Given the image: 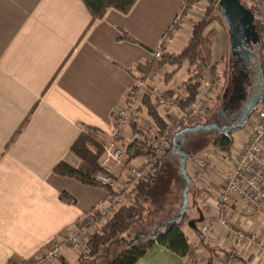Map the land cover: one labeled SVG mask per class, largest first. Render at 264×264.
Wrapping results in <instances>:
<instances>
[{
	"label": "crops",
	"instance_id": "crops-1",
	"mask_svg": "<svg viewBox=\"0 0 264 264\" xmlns=\"http://www.w3.org/2000/svg\"><path fill=\"white\" fill-rule=\"evenodd\" d=\"M185 3L138 0L128 14L109 9L93 22L82 0H0V264H25L43 256L55 248L61 233L104 206L106 188L59 176L55 168L62 162L80 165L71 149L84 127L96 128L109 143L122 146L113 115L133 88L140 87L151 98L155 89L166 95L183 91L188 66L166 72L162 68L170 64L155 54H178L191 39L193 25L201 17L197 9L204 3L188 14ZM210 30L216 33L213 64H219L225 57L215 62L214 51L230 45L228 30L219 23ZM124 33L135 42L124 40ZM180 69L186 76L169 86ZM178 111L166 110L167 118L159 111L168 129ZM137 124L143 132L154 127L145 130ZM125 134L128 141L136 138L131 126ZM135 160L124 159L125 167H133ZM123 170L117 179L123 178ZM211 175L208 180L214 189L221 186L222 175L214 171ZM194 180L192 185L201 189L199 180ZM63 194L74 201L63 200ZM210 202L202 206L203 223L209 214H216V203ZM228 212L249 233L244 249L236 251L229 231L218 224L205 235L188 225L185 233L195 258L155 244L136 264H264V212H247L238 205ZM143 235L134 233L131 240L126 236L125 247ZM114 247L108 249L107 259L114 256ZM85 255L86 246L78 252L61 248L65 264H88Z\"/></svg>",
	"mask_w": 264,
	"mask_h": 264
},
{
	"label": "trees",
	"instance_id": "trees-1",
	"mask_svg": "<svg viewBox=\"0 0 264 264\" xmlns=\"http://www.w3.org/2000/svg\"><path fill=\"white\" fill-rule=\"evenodd\" d=\"M82 1L90 11L92 21L95 22L102 19L109 9H115L123 14H128L138 0ZM198 1L199 0H186L185 4L187 8H189V6H193ZM205 1L208 3L205 16L202 20L193 25L191 39L188 41L184 49L178 54L164 52L161 58L163 64H170L179 68L187 65L189 68V79L187 80L183 91L180 92L186 97V99L180 104V109L183 112L193 106L199 97L201 88L206 79V70H209L214 74L215 70L226 62L224 60L219 64H213V46L216 33L214 30L209 31L214 23H219L225 26L224 19L218 7L220 0ZM257 29L260 36H262L264 28L257 25ZM122 38L126 41L135 42V40L127 33H124ZM257 53L263 63L264 55L262 44ZM141 71L143 72L144 70L141 69ZM148 71L149 69L146 70V72ZM256 72L257 68L253 60L246 65V69L242 67L235 70L233 69V74H230V79L224 89V95L220 98V105L216 113L212 116V124L215 123L220 127H223L232 125L237 120L257 86L259 77ZM165 96L171 97L173 94L169 93L168 95L165 94ZM141 106H144L147 109L148 115L154 123V127L152 132H143L138 130L137 123L139 116L133 119L131 127L136 138L123 143L125 145V159L127 158L128 162L140 157L154 156L156 139L165 134L168 128L166 121L162 118L156 106L153 105L149 95L144 96L140 107L138 108L139 111H141ZM211 111L212 110L210 109L205 120L209 118ZM191 135L192 134H187L184 139L181 136L177 139V143H183L182 149L185 153L189 154V159L197 155L200 151L198 148L192 147L191 144H185L187 138ZM206 135L208 134H203L202 136ZM214 138L215 139L211 142L212 146L224 154L231 153V150L235 145L234 133L218 134L217 132H214ZM108 143L107 137L98 129L84 127L80 137L71 149V151L81 160L80 165L74 167L67 162H62L55 168V173L62 177L75 179L84 185L102 187L97 180V176L102 171L101 161L105 155ZM175 150L176 148L173 149L172 142L169 155L165 159L157 160L155 162L153 178L139 184L134 192L132 203L121 207L102 230L92 235L87 243L85 255V257L89 259L88 264H136L155 244L162 245L180 256L188 257L190 259L194 258L195 251L192 249V245L189 242L183 227L186 221H190L187 220V216L181 222L171 223L165 230L158 232L155 238H150L148 235L159 229V225L158 228L150 234L141 236L135 244L130 247L126 246L118 252V255L115 258L107 259L108 249H111L112 246L118 247L124 243L123 238H125L138 224L145 220L146 215L149 212V203L153 200L159 205L160 201H163L164 196L167 195V190L162 191L163 177H161V174L166 170L167 173L169 172L170 174L172 173L171 175H174V171L171 170V167L168 166L167 168L164 162L166 159H169L170 157L172 158L173 155H176L174 159L178 162L179 155ZM178 164H180V159ZM180 177L181 178H178L176 181L177 183L183 180L181 175ZM170 182L171 180L169 181V185ZM183 183L185 184L184 180ZM194 192L192 201H189V206L191 202V207L194 208L196 212H203L202 208L199 206V200L203 191L198 187ZM191 195L190 190L189 196ZM62 198L67 202L74 201L70 196L65 194L62 195ZM199 218L200 215L196 220ZM199 224L200 223H197L198 228ZM200 233L203 235L201 230ZM142 238L147 239L142 240Z\"/></svg>",
	"mask_w": 264,
	"mask_h": 264
},
{
	"label": "built area",
	"instance_id": "built-area-1",
	"mask_svg": "<svg viewBox=\"0 0 264 264\" xmlns=\"http://www.w3.org/2000/svg\"><path fill=\"white\" fill-rule=\"evenodd\" d=\"M252 10L257 25L264 24V0H240ZM264 50V36H261ZM160 51L155 54L156 59H161ZM264 70V63H263ZM220 86L217 82L208 85L204 82L200 95L195 104L185 112L180 109V104L186 99L185 95L178 93L171 97L160 94L157 106L181 110L178 121L168 129L165 134L156 139L154 156H147L146 161L139 167H125V148L116 143H110L101 161V173L97 176L98 182L108 192L104 206L87 215L78 226L67 229L61 233L55 248L47 251L43 256L25 264H65L61 260V248L66 247L73 251H80L93 234L102 230L112 219L114 214L123 206L130 205L134 192L143 181H149L154 176L155 162L163 160L171 151L174 135L189 127L202 124L210 110V105L215 98V91ZM144 98L140 87L133 88L124 106L117 108L113 120L116 127V137L124 143L128 142L125 128L130 127L133 119L140 116L138 108ZM251 118L253 120L251 121ZM247 125L251 126L248 138L242 143L240 149L230 154L214 151L219 160L215 165L211 163L209 155L191 157L190 161L197 167L199 180L204 186L200 201L208 206L211 200L216 203V214H209L206 221L199 225L205 235L211 231L215 224L229 231V240L233 248L242 250L249 242V233L240 223L229 217V209L238 205L247 212L261 214L264 212V103L257 105ZM235 146V145H234ZM207 156V157H205ZM201 157V158H200ZM195 167V168H196ZM123 170V178L117 179V172ZM215 169V170H214ZM210 170L222 175V184L215 188L210 180L205 178L204 171ZM209 181V182H208Z\"/></svg>",
	"mask_w": 264,
	"mask_h": 264
},
{
	"label": "rangeland",
	"instance_id": "rangeland-1",
	"mask_svg": "<svg viewBox=\"0 0 264 264\" xmlns=\"http://www.w3.org/2000/svg\"><path fill=\"white\" fill-rule=\"evenodd\" d=\"M201 1H203L204 5H201L202 7L200 10L198 7V9H197L198 12H196V14L198 13V15L201 14V17L198 18L199 21L202 20V18H204V16H205L208 3L205 0H199L198 2H196L193 5V6H195L196 4H198ZM193 6H189V8H187L188 10L187 9L185 10V13L186 14L190 13V10L193 9L192 8ZM204 7H206V8L204 9ZM225 27H226V25H225ZM262 28H264V27H262ZM262 49H263V47H262ZM214 54H215V62H216V60H220L222 57H225L226 62H224L222 65H220L215 70L214 74L212 72L211 73L207 72L205 83L210 85L213 82H217V84L220 86V88L215 91L216 96L210 105V109L212 111L210 112L209 118L207 120H205L202 124H212V120H213L212 116L216 113V111L220 105V102H221L220 98H222V95H224V89H225L226 85L228 84V81L230 79V74H233V69L235 70L237 68H240L239 63L237 64L235 62L236 63L235 64L233 62L234 58L232 57L231 45H229L226 48V50L224 48V51L219 50L218 48L215 49ZM263 63H264V61H263ZM165 66L166 67H163L162 69H164L166 72H169V71L171 72L174 68H176V69L178 68L177 66L173 67L171 65H165ZM185 76H186L185 69H180L177 73H175L173 78L170 79V83H172V84H170L169 86H173V83L175 84L177 82L179 84V77L184 78ZM258 83H259V79H258ZM258 83H257V85H258ZM155 90H156V92L151 95L152 96L151 101H152L153 105L156 106L157 101H158V96L160 94H164V93H162V90H160V89H155ZM142 108H143V113L140 114V116L138 118V123H139L140 127L145 129V127L152 126L154 123H153L151 117L148 115L147 109L144 106H142ZM156 108H157V110L160 111L161 115L164 116L165 118H167L166 110L175 111V112L178 111L177 109H170V108L163 107V106H157ZM178 112L180 113L179 114V116H180L181 110H179ZM179 116H177L175 123L178 121ZM252 120H253V118H251V121ZM145 130H147V129H145ZM250 131H251V126L246 125L243 130L234 133L235 146H234L233 152L236 151V149L241 148L242 143H244L246 141V139L248 138ZM202 135H203L202 133L195 134V135L192 134L190 137L187 138L185 144L186 143L191 144L192 147L198 148L200 150L197 153V155H195V156H201L202 155L204 157L205 154L211 153V155H209L210 158L208 160H210L211 163L216 166V164L219 160V157H218V155H214L213 152L214 151L218 152V149H216L214 146L211 145V142L215 139L214 138V132L211 134H208L206 136H202ZM109 144L110 143H108L107 146ZM175 156L176 155H173L172 158L170 157L171 159L170 158L166 159L164 162L165 165L167 166V168H168V166L171 167V170L174 171V173H173L174 175H171L172 173L170 174L169 172L167 173L166 170H164L161 174V177H163L162 191L167 190V192H168L167 195L164 196L163 201H160L159 205H157L156 201H153V200L151 201V203H149V212L147 213L145 220L142 223L138 224L133 229V232L131 234L129 233V235H127L128 240L132 239L134 233L150 234L156 228H158L159 225H162L163 223H165L168 220V218H170L174 215H177L178 212L180 211L181 203H182L181 193H182V188L184 187L185 184L183 183V180H181V179H179V180H181V182H178V183L176 182L178 180V178H181L178 163H179V159H181L182 156L181 155L179 156L178 162L174 159ZM195 156H193V157H195ZM177 157H178V155H177ZM205 157H207V156H205ZM135 161L136 162H133L132 164L134 166H139L141 163L144 164V162L146 161V157H140ZM171 161H172V163H171ZM172 165H173V167H172ZM195 167L196 166H194L193 163H191L190 159L187 160L186 169H187L188 174L192 178V182L195 181L194 176L198 177V174H199L197 167L196 168ZM211 173H212V171L206 170V171H204L203 175L205 176V178H208V177L212 176ZM169 178H171V179H169ZM170 180H171V182L169 185ZM195 183H196V181H195ZM201 185H202L201 187L204 186L203 184H201ZM195 189H197V188L194 185H192L191 189H190L192 195L189 196V201L190 200L192 201V196L195 193L194 192ZM203 204H205V203H203L202 201H199V206L202 207ZM202 209H203V207H202ZM187 216H188V218H187L188 221L191 219L196 220V218H198V214H197L196 210H194V208L191 207V202H190L189 210L187 212L186 217ZM183 227H184V230L190 229L188 227L187 221L184 223ZM146 239L147 238H142V240H146ZM124 248H125L124 243H122L119 247H117V246L114 247V249H112V253H114V256L111 259L115 258L118 255V252H120ZM109 259H110V257L108 258V260Z\"/></svg>",
	"mask_w": 264,
	"mask_h": 264
},
{
	"label": "water",
	"instance_id": "water-1",
	"mask_svg": "<svg viewBox=\"0 0 264 264\" xmlns=\"http://www.w3.org/2000/svg\"><path fill=\"white\" fill-rule=\"evenodd\" d=\"M218 7L228 30L232 57H239L238 61L243 66H246L253 60L256 64V74L259 77V83L240 116L232 125L220 127L215 123L198 124L194 127L185 128L174 135L172 141L173 149H175L178 144L177 139L180 136L185 137L187 134H211L213 132H217L218 134H232L243 130L252 117L256 106L264 103L263 63L261 62L259 54L254 51L256 45H261V36L257 32L254 14L252 10L245 6L240 0H220ZM188 159L189 154L183 152L179 169L185 185L182 190V205L180 211L177 215L172 216L165 223L160 225L159 229L154 233L148 235L150 238H155L158 232L165 230L171 223H178L186 218L189 207V191L193 183L186 169ZM199 214L200 218L198 220L189 221L188 225L191 229L201 234L197 223H203L204 217L201 211H199ZM137 241L138 239L128 242L127 247H130Z\"/></svg>",
	"mask_w": 264,
	"mask_h": 264
},
{
	"label": "flooded vegetation",
	"instance_id": "flooded-vegetation-1",
	"mask_svg": "<svg viewBox=\"0 0 264 264\" xmlns=\"http://www.w3.org/2000/svg\"><path fill=\"white\" fill-rule=\"evenodd\" d=\"M257 32H258V29H257ZM258 34L260 35L259 32H258ZM260 46H261L260 44H258V45L255 46L254 51H255L256 53H257L258 50L260 49ZM238 59H239V57H235L233 61L236 62V63L238 64V63H239ZM239 65H240V66H239L240 68L242 67V68H245V69H246V66H243V65H241L240 63H239ZM237 119H238V118H237ZM202 134H204V133H202ZM194 135H195V134H194ZM183 139H184V137H183ZM182 144H183V143H180V144L178 143V146H176V150H175V152H176L179 156H180V155L182 156V153L184 152V150L182 149Z\"/></svg>",
	"mask_w": 264,
	"mask_h": 264
}]
</instances>
